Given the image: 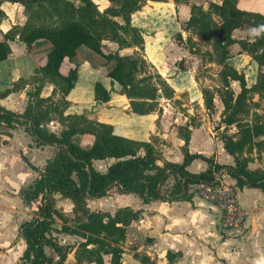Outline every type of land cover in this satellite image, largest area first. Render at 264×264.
<instances>
[{
  "label": "trees",
  "instance_id": "trees-1",
  "mask_svg": "<svg viewBox=\"0 0 264 264\" xmlns=\"http://www.w3.org/2000/svg\"><path fill=\"white\" fill-rule=\"evenodd\" d=\"M19 3L23 7L26 21L22 26H12L0 41V62L10 53L9 42L18 35L28 51L39 42H47L49 47L43 62L38 65L30 78L37 86L26 93L27 102L21 113L0 107V134L23 126L38 145L55 148L45 161L33 181L20 189L24 205L38 202L29 219L17 225V236L24 240V249L19 259L26 264H64L67 255L73 252L76 264H122L123 247L127 225L137 213L128 208H119L113 215L90 210L87 199L101 198L113 193H131L144 202L164 199L161 186L169 176L175 178L169 191V200L189 199L186 189L189 184L208 182L213 172L224 168L214 164L212 158L190 154L185 146L189 131L183 127L184 148L180 163L164 162L156 164V151L148 141H137L115 134L110 124L98 122L82 114H66L65 97L77 79L78 49L85 47L110 63L106 76L120 86L129 102L130 110L136 115H145L159 109V99H171L173 89L165 79L149 65L142 56L143 37L140 28L131 24L132 15L147 2L166 0H107L109 5L99 10L93 0H0ZM174 6L187 4L189 0H172ZM237 0L208 2L204 10L191 4L188 18L181 23V30L188 33V51L198 54L205 61L217 66L218 84L214 87H200L204 109L211 115L215 109L214 99L222 105L220 122L224 130L233 131L221 136L223 148L234 159L228 167L235 179V186L259 188L264 193V172L246 167L243 154L264 149V114L256 110L257 102L252 95L264 97V15L240 10ZM3 16L0 10V18ZM235 29H256L252 37L235 39ZM194 34L210 50L201 51L190 39ZM180 38V34H176ZM182 40V39H181ZM103 41L116 44L117 50L109 51ZM237 44L239 52L250 56L256 64V77L247 85L244 72L237 70L228 59L230 48ZM136 48L132 53L120 54L118 50ZM77 59V60H76ZM182 60L176 62L178 70H184ZM238 85L235 92L231 83ZM25 82L20 80L10 89L0 93V97L18 90ZM48 83L53 86L50 95L42 97L41 87ZM94 100L106 102L109 92L100 83L93 87ZM58 93L64 107L52 101ZM53 115V116H52ZM57 120L62 129L55 134L47 129V124ZM89 135L91 142L82 146L78 137ZM195 158L207 163L200 173H190L186 166ZM112 159L103 172L96 171L94 160ZM25 161V159H23ZM71 203L72 215L69 219L55 207L54 195ZM60 225L55 226V220ZM56 235L75 236L79 241L62 243ZM52 251V256L45 253ZM140 264L151 261L144 255H135ZM172 263L174 255H166Z\"/></svg>",
  "mask_w": 264,
  "mask_h": 264
},
{
  "label": "crops",
  "instance_id": "crops-1",
  "mask_svg": "<svg viewBox=\"0 0 264 264\" xmlns=\"http://www.w3.org/2000/svg\"><path fill=\"white\" fill-rule=\"evenodd\" d=\"M210 1L220 3L221 0H189L187 4H180L178 6H174L172 0H166L165 2L147 1L140 10L132 15L131 24L143 31L142 50L144 52H147L148 45H156L155 48H152L151 56L148 57V60H150L173 91H188L190 100L200 104L198 109L201 114L199 117L196 116L193 122L191 121L192 118H190L186 124L180 125L179 127L172 126L167 135L169 134L174 137L175 148L162 146L160 149L161 156L157 157L156 164L162 166L164 162L180 163L182 161V149L184 148L182 129L183 127H187L189 140L185 146L186 150L190 154L210 157L214 164L224 166V168L213 173H221L234 186L238 204L246 213V219L243 226L238 230L221 231L218 227L220 218V210L218 207L195 196L189 186L186 189L189 199L169 200V198L165 197V194L171 190L175 181L172 175L161 186L160 193L164 199H153L144 202L135 194L117 192L113 194H120L125 199H87L86 205L93 211H101L113 215L119 208H128L137 213L136 218L126 227V237L122 244V264H140L138 258L135 256L138 249H140L139 255L144 254L152 264H170L166 257L168 253L174 255L171 264H264V208L260 207V204L264 202V193L256 187L243 186L239 188L235 186V179L231 176L228 168L234 165L233 157L224 150L221 137H214L208 128L207 133L203 131L205 130L206 124L210 121V116L204 109L200 90L195 86L196 81L191 79V76L185 72V69L178 70L175 67V69H172L173 71H169L170 73L160 69L165 60L170 62L174 58L173 65L183 58L173 56L169 52L170 49L168 47L165 50L163 49L162 44L171 43V37L174 34L182 33L179 22L182 23L188 18L190 5L195 4L205 10ZM236 7L240 10L264 15V0H237ZM145 9H153L154 11L150 14L161 15V17L168 20L169 27L164 28L166 31L147 32L144 29V22L141 18L139 19L142 21V24H140L138 19L136 23L134 22L137 18L136 14L138 13L140 15L145 13L147 11ZM0 10L3 13V16L0 18V41H3L5 33L12 26H22L25 23L26 16L24 15L23 7L16 2L3 1L0 4ZM158 12H161V14ZM257 31L256 29H235L232 32V36L235 39H242L252 37ZM182 34L184 35V32ZM102 43L104 44V41ZM9 46L10 53L5 60L0 62V93L6 89H10L14 83L20 80H23L25 83L18 90L0 97V107L21 113L26 105V93L30 87L27 81L33 75L34 69L43 62L49 45L41 41L31 51H28L25 45L18 40V35H16L14 40L9 42ZM126 49L118 50V52L120 53ZM132 49L136 50V48ZM84 50L89 52L88 49L84 48ZM237 52L233 59H228V61L231 60L229 64L237 70L240 68L244 72L247 85H251L255 81L257 66L251 60L250 56L239 52V49H237ZM142 56L145 58L143 54ZM239 60L245 62L244 65ZM47 85L49 87L48 92L45 94L40 93L42 97L50 95L53 89L52 85ZM69 93L67 101L72 102L69 108L73 110L65 112L66 114H83L84 112H88V116L86 117L98 122L110 124L113 130L116 119L112 116V113L117 112L119 114L122 112L133 115L135 118L147 116L137 115L136 117V114L131 112L129 103H126V105L122 103L127 101L123 94L115 95L109 92V100L99 102L94 100V92L87 100H81L80 98L70 99L69 96L72 94L69 95ZM161 100L165 102V105L163 104L164 110H167L166 106H169V99L161 98ZM214 104L215 108L218 109L219 121V126L216 129H224V125L220 122L222 105L218 99H214ZM162 119H165L164 114ZM152 120L154 121L155 119ZM55 122L52 120L50 124L52 125ZM160 135L161 137H165L166 133L161 131ZM4 145H7V143ZM256 154L260 155V158L258 160H252L251 158ZM243 157L247 159V169H260L264 172V149L260 151L252 150L248 154L244 153ZM95 161L104 162L105 160H94L92 163ZM111 162L107 163L103 171L106 170V167ZM207 166V163L203 159L195 158L189 162L186 170L196 174L203 172ZM16 200L22 206H26L21 199ZM3 201L5 200L2 199ZM91 204H102V208L104 207L105 209L102 211L99 208H91ZM1 207L3 206L0 203V209ZM0 212L2 211L0 210ZM60 237H65L66 239L78 238L63 235H60ZM138 241H140L138 249L129 247L131 244L137 247ZM246 244H248L249 250H245ZM2 252L0 250V255H2ZM64 264H76L73 258V252L67 255Z\"/></svg>",
  "mask_w": 264,
  "mask_h": 264
},
{
  "label": "rangeland",
  "instance_id": "rangeland-1",
  "mask_svg": "<svg viewBox=\"0 0 264 264\" xmlns=\"http://www.w3.org/2000/svg\"><path fill=\"white\" fill-rule=\"evenodd\" d=\"M93 1L100 11L109 5L106 0ZM145 11L146 12L143 14H136L137 18L134 20L135 23L137 22V19L139 20L140 24H142L141 22L143 21L144 29L147 32H156L159 30H161L162 32L166 31L164 28L169 27L167 23L168 20L166 18L161 17V15L157 16L156 14H150L154 11L153 9H145ZM158 13L161 14V12ZM139 18H141L142 21H140ZM179 25L181 30V22H179ZM169 30L172 31L170 28ZM181 31L182 33L184 32L183 30ZM179 33L182 40L180 38H177L176 34H174L171 37V43L169 42L168 44H162V46L164 47L163 49L165 50L168 47V49H170L169 52L173 56L183 57L181 59L185 72H187V74L191 76L192 80L196 81V84L195 81L194 84L197 88L203 86H216L218 84V78L216 75L217 66L215 65V63H213L212 61H205L204 58L202 60L200 55L190 53L188 51V45L186 43V37L188 36V33L184 32V35L181 32ZM189 37L201 51H205L206 49L210 50V45L203 43L198 36L191 33L189 34ZM104 45L111 52H114L116 49V44H114L113 42L104 41ZM148 46L149 47L147 52H144L143 50L139 52H141V54L145 56L147 63L153 66L150 60H148V57L151 56L152 48H155L156 45L152 44ZM84 48L85 47L78 49L79 57H81V59L80 61H78L76 82L74 83V86L69 93V95L72 94L71 96H69L70 99H89V97L93 94V87L96 82L100 83L104 88L114 93L115 95H121L120 86L106 76V71L110 67V63L97 54L93 53L89 49V52H87V50H84ZM237 49H239L238 45L231 46V59H233L235 54L238 53ZM132 52V48H127L126 50H122V52L120 53L129 54ZM172 62H174V58H172L170 62L168 60H165L162 63V68L160 69L167 72H169L170 70L173 71L172 69H175L176 64L172 65ZM228 62L230 63L231 60H229ZM240 63L244 65L245 62L240 61ZM153 68L157 71L154 66ZM238 69L241 70L240 68ZM27 82H29L30 84L28 91H32V89L37 86V81L33 78H29ZM47 84L48 83H45L41 87V94H45L48 92L49 87ZM231 87L235 92L238 91L237 83L232 82ZM51 99L58 106L64 107V105L58 101V93H55ZM67 99L68 94L65 97L66 106L63 108L64 113L68 112L69 110H73L72 108H69L70 103L72 102L67 101ZM252 101L258 103V105L256 106V110L259 113L264 114V97L259 98V95L255 93L254 95H252ZM122 103L126 105V103L129 102L127 100ZM163 104L165 105V102H162V100L159 99L158 107L160 110L145 114L147 116H144L142 118H135L133 117V115L122 112H120L119 114L117 112L112 113V116H114V118L116 119L113 130L114 133L137 141L148 140L154 146L156 156L160 157V149L162 146L175 148L174 137L169 134L167 135L172 126L179 127L180 125L186 124L190 120V118H192L191 121L193 122L195 117H199V115L201 114L198 109V107H200V104H198V102L196 101L190 100L188 91L174 92L173 97L168 101L169 106H166L167 110H164ZM188 109H190V112L188 111ZM217 111L218 109L215 108L213 113L209 115L210 121L209 123H207L208 127L206 124L205 130H203L204 133H207V128L212 132V135H214V137H221L225 133H232V127L227 128L226 130L216 129L217 126H219ZM83 114L84 116H88V112H84ZM163 114L165 115V119H162ZM152 119L155 120L153 121ZM53 121L56 122L52 125L49 122L47 124V129L55 134H58L61 131L62 127L57 120L54 119ZM205 121L207 122V120ZM161 131L166 133L165 137H161ZM7 133L9 134H0V203L4 207H1L0 209L2 211L0 212V250L3 251L2 255H0V264H26L19 259L25 246L24 241L17 236L16 228L19 222L30 218L38 202H33L29 206H22L21 204L16 202V199H21L19 194L20 189L33 181V179L37 176L36 170L42 168L45 161L54 153L55 148L48 145L36 144V142L32 139V136L27 130H25L23 126L16 127L15 129H11L10 131L8 130ZM77 139L79 144L82 146H87L91 141V137L89 135L79 136ZM6 143L7 145H4ZM259 158L260 155L256 154L251 159L258 160ZM23 159H25V161ZM111 161V159L105 160L104 162L95 161L94 163H92L93 168L96 171H103L107 163ZM2 199H4L5 201L2 202ZM54 199L56 209L61 212L62 215H66V218L69 219V217H71L72 215L71 203L66 199L60 197L58 194L54 195ZM97 199L125 198L120 194H113ZM90 207L99 208L102 211H104L105 209L104 207L102 208V204H91ZM60 223V220L56 219L54 224L56 227H58ZM54 236L64 244L76 242L79 240V238L66 239L65 237H60V235L56 234H54ZM139 243L140 241H138L137 247H135L134 244H131L129 247L138 249L140 246ZM249 249L250 248L248 244H246L245 250ZM45 253L52 256V251L49 248H45ZM139 253L140 249H138V252L135 255H139Z\"/></svg>",
  "mask_w": 264,
  "mask_h": 264
},
{
  "label": "built area",
  "instance_id": "built-area-1",
  "mask_svg": "<svg viewBox=\"0 0 264 264\" xmlns=\"http://www.w3.org/2000/svg\"><path fill=\"white\" fill-rule=\"evenodd\" d=\"M188 186L195 196L218 207V227L221 231L238 230L243 226L246 213L238 204L234 186L224 175L213 173L212 180ZM168 193L165 197L169 196Z\"/></svg>",
  "mask_w": 264,
  "mask_h": 264
},
{
  "label": "water",
  "instance_id": "water-1",
  "mask_svg": "<svg viewBox=\"0 0 264 264\" xmlns=\"http://www.w3.org/2000/svg\"><path fill=\"white\" fill-rule=\"evenodd\" d=\"M188 111L190 112V109ZM260 207L264 208V202L260 204Z\"/></svg>",
  "mask_w": 264,
  "mask_h": 264
}]
</instances>
